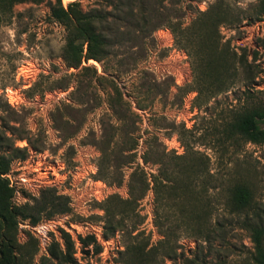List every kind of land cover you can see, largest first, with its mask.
<instances>
[{"label": "rangeland", "instance_id": "rangeland-1", "mask_svg": "<svg viewBox=\"0 0 264 264\" xmlns=\"http://www.w3.org/2000/svg\"><path fill=\"white\" fill-rule=\"evenodd\" d=\"M72 2L99 13L107 42L99 59H82L77 67L63 58L66 30L50 16L54 0L0 6V153L11 158L12 202L32 203L48 188L68 202L65 214H42L35 225L19 221L15 239L23 263L47 264L48 246L62 248L65 232L76 264H120L119 252L133 241L124 231L103 237L106 202L123 210L130 236L141 232L155 245L163 235L155 226L152 181L166 168L175 170L179 186L192 189L180 187L179 201L163 192L158 212L170 226L184 219L193 227L198 219L202 229L180 226L168 235L174 259L160 264H251L241 219L264 227V146L234 144L225 132L263 96L264 0H60V6ZM214 5L226 14L213 59H225L226 51L231 62L227 87L210 95L194 85L198 58L207 71L210 40L203 36L198 54L189 55L175 44L170 26L186 27ZM143 182L147 189L135 200ZM236 183L249 188L252 202L237 216L225 205ZM126 200L132 203L115 206ZM87 235L98 252L82 247Z\"/></svg>", "mask_w": 264, "mask_h": 264}, {"label": "trees", "instance_id": "trees-1", "mask_svg": "<svg viewBox=\"0 0 264 264\" xmlns=\"http://www.w3.org/2000/svg\"><path fill=\"white\" fill-rule=\"evenodd\" d=\"M42 1L0 0V6L8 7L25 2L39 4ZM76 7L77 3L72 2L64 10L60 6V0H54L49 10L51 18L65 27L66 35L62 47V55L68 67H77L82 59H99L101 51L107 46L105 36L98 30V25L102 21L99 13L96 10L82 12ZM214 8L215 5L210 7L209 10L199 13L186 27L181 28L178 24H171L170 26L175 44L185 49L189 55H192V53L198 54L194 50L203 36H207V39L210 40L211 46L208 53L207 71L204 68H200L203 64L200 58H198L196 68H194V72H196L194 85L198 93L205 90L211 93L210 95L218 93L227 87V72L231 62V59L226 55V51L221 52L225 59H213V55L216 54L215 48L218 41L217 28L224 21V15L226 14V11L219 6H216V10ZM260 13L264 16V8ZM205 32H207L206 35H204ZM248 67L247 64L241 65L245 81L251 79L247 75ZM212 77L214 78L213 82L206 81V79ZM225 134L226 138L233 141L234 144L243 140L251 144L264 146V92L262 97L256 98L255 102L249 104L242 113L233 119L227 126ZM10 159V156H4L0 153V264H24L19 256L18 244L15 239L19 221H28L31 225H35L41 219L42 214L47 219L56 214H65L68 212V202L66 197L57 195L48 188L42 190L38 198H35L32 203L13 204V189L7 179ZM197 159L202 162V158L197 157ZM174 171L162 168L152 181L155 226L163 235V238L153 246H149L147 241L144 242L141 232L130 236L132 231L125 228L120 216L123 214V210H111L107 202L104 205L102 209L103 237L107 239L116 231H124L122 233L128 235L133 241L125 244L123 250L119 252L120 264H160L163 259L172 260L174 259L175 248L172 246L168 235H171L180 226H184L188 232L199 233L202 229L201 224L197 221L198 219L194 222L193 227L184 219H181V224L170 226L166 222L167 218L161 216L158 212L163 206L161 203L163 192L168 194L170 199L179 201L181 196L176 194V192L181 189L180 187H184L185 190L192 189L191 184L179 186L175 175L176 172ZM142 185L135 200L141 198L142 193L147 189L148 184L143 182ZM131 203L127 200L118 201L115 206L124 208L122 206H127ZM225 205L228 212L236 216L251 210L252 202L249 188L243 183L234 184ZM241 224L249 231V238L252 244L251 264H264V227L260 222L255 221V218L254 221H251L246 216L241 219ZM61 233L62 248L56 243H51L48 246L47 264H76L73 258V242L67 233ZM80 243L82 247L92 245L94 252L100 250V246L96 243L93 235L80 238Z\"/></svg>", "mask_w": 264, "mask_h": 264}]
</instances>
